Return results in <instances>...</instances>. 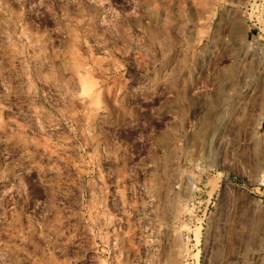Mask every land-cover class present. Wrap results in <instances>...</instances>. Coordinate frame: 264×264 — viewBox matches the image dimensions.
Wrapping results in <instances>:
<instances>
[{"label":"rangeland","instance_id":"obj_1","mask_svg":"<svg viewBox=\"0 0 264 264\" xmlns=\"http://www.w3.org/2000/svg\"><path fill=\"white\" fill-rule=\"evenodd\" d=\"M0 264H264V0H0Z\"/></svg>","mask_w":264,"mask_h":264}]
</instances>
